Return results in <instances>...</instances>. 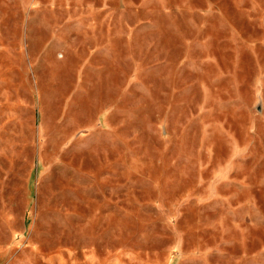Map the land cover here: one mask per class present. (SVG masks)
Wrapping results in <instances>:
<instances>
[{
  "label": "rangeland",
  "instance_id": "374dc122",
  "mask_svg": "<svg viewBox=\"0 0 264 264\" xmlns=\"http://www.w3.org/2000/svg\"><path fill=\"white\" fill-rule=\"evenodd\" d=\"M0 264H264V0H0Z\"/></svg>",
  "mask_w": 264,
  "mask_h": 264
}]
</instances>
